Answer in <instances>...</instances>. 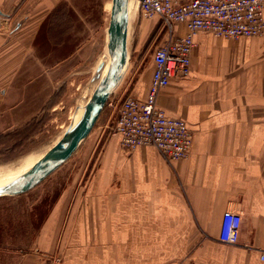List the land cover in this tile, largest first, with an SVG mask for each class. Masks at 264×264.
Listing matches in <instances>:
<instances>
[{
	"label": "crops",
	"instance_id": "1",
	"mask_svg": "<svg viewBox=\"0 0 264 264\" xmlns=\"http://www.w3.org/2000/svg\"><path fill=\"white\" fill-rule=\"evenodd\" d=\"M71 1L0 0V135L54 107L71 80L83 47ZM194 40L190 75L172 78L157 99L192 131L188 156L123 150L103 113L106 136L90 139L100 146L93 169L55 187L43 222L54 235L33 250L6 248L15 264H264V38L200 31ZM151 70V59L136 77L131 70L125 94L144 98ZM225 210L241 216L231 244L219 239Z\"/></svg>",
	"mask_w": 264,
	"mask_h": 264
},
{
	"label": "rangeland",
	"instance_id": "2",
	"mask_svg": "<svg viewBox=\"0 0 264 264\" xmlns=\"http://www.w3.org/2000/svg\"><path fill=\"white\" fill-rule=\"evenodd\" d=\"M109 3L110 0H73L68 4V8L74 10L73 21L76 22L79 20L78 16H81L83 22L81 27L74 30V39L83 47L74 50L77 51L74 58L76 64H73L71 80L66 86L63 84L52 97L51 103L58 101L54 107H45L28 125L0 135V180L26 170L62 136L74 117L77 118L81 113V109L77 111V106L90 97L98 83V78H93L97 65L104 61L101 76L107 67L106 26ZM129 4L128 66L109 99L120 100L123 97L130 71L134 69V77L139 75L142 67L149 61L153 48L164 38L158 30V22L140 18L136 0H130ZM68 8L62 4L58 6L61 12ZM68 21L72 22L69 16ZM105 112H111L112 120L115 119V111L105 104L88 134H91L89 139L87 136L79 144L75 152L58 167L60 169L56 168L41 182L20 195L0 197V264H15L4 252L7 251L6 248L18 245V248L33 250L39 239H49L54 235L55 227L49 226L48 220L47 225L43 222L55 197V187L80 180L81 176L75 178L79 170L93 169L100 146L99 143L91 146L90 139L105 138L107 130H99Z\"/></svg>",
	"mask_w": 264,
	"mask_h": 264
},
{
	"label": "built area",
	"instance_id": "3",
	"mask_svg": "<svg viewBox=\"0 0 264 264\" xmlns=\"http://www.w3.org/2000/svg\"><path fill=\"white\" fill-rule=\"evenodd\" d=\"M141 19L158 22L164 38L153 48L152 70L144 98L124 94L120 100L108 98L106 105L115 111L111 134L119 137L123 150L153 146L166 161L186 158L192 131L185 120L167 116L157 99L172 78L191 73L194 35L207 32L215 37L238 39L264 38V0H136ZM0 16V26H1ZM179 26L184 32H179ZM241 216L225 210L221 216L219 239L235 243ZM264 263V246L259 252ZM54 262L58 258H54Z\"/></svg>",
	"mask_w": 264,
	"mask_h": 264
},
{
	"label": "water",
	"instance_id": "4",
	"mask_svg": "<svg viewBox=\"0 0 264 264\" xmlns=\"http://www.w3.org/2000/svg\"><path fill=\"white\" fill-rule=\"evenodd\" d=\"M129 3L130 0H110L106 26L107 67L101 76L104 61L97 65L93 78H98V83L90 97L77 106V111L81 109V113L77 118L74 117L62 136L26 170L0 184V197L18 195L37 185L63 164L90 133L128 66Z\"/></svg>",
	"mask_w": 264,
	"mask_h": 264
},
{
	"label": "bare ground",
	"instance_id": "5",
	"mask_svg": "<svg viewBox=\"0 0 264 264\" xmlns=\"http://www.w3.org/2000/svg\"><path fill=\"white\" fill-rule=\"evenodd\" d=\"M110 4V3H109ZM108 63V62H107ZM107 65V64H106ZM19 174V173H18ZM8 180V179H6ZM6 180H0V184H3V182H5Z\"/></svg>",
	"mask_w": 264,
	"mask_h": 264
},
{
	"label": "trees",
	"instance_id": "6",
	"mask_svg": "<svg viewBox=\"0 0 264 264\" xmlns=\"http://www.w3.org/2000/svg\"><path fill=\"white\" fill-rule=\"evenodd\" d=\"M31 121H32V120H31ZM31 121H29L28 123H26L25 126L28 125Z\"/></svg>",
	"mask_w": 264,
	"mask_h": 264
}]
</instances>
